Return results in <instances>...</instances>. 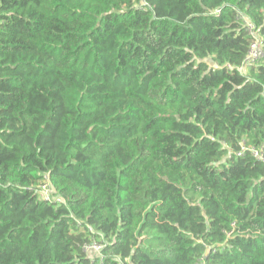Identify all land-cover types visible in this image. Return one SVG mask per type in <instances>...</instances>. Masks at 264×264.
<instances>
[{"label":"trees","instance_id":"1","mask_svg":"<svg viewBox=\"0 0 264 264\" xmlns=\"http://www.w3.org/2000/svg\"><path fill=\"white\" fill-rule=\"evenodd\" d=\"M254 151L264 0H0V264H264Z\"/></svg>","mask_w":264,"mask_h":264},{"label":"built area","instance_id":"2","mask_svg":"<svg viewBox=\"0 0 264 264\" xmlns=\"http://www.w3.org/2000/svg\"><path fill=\"white\" fill-rule=\"evenodd\" d=\"M245 24V28L247 33L253 37V41L250 45V48L246 54V57L243 60L242 66L239 69L241 73H246L247 70L254 65L258 63V61L263 57V49L261 46L260 41L254 36L253 26L246 20H243ZM252 155L257 159L258 161L264 162V155L262 153H259L257 151L252 152ZM38 193L40 197L46 201H52L56 203H61V200L58 198L53 199L52 198V191L48 185H43L42 187L38 188ZM77 228H81L80 223H77ZM87 231L89 233H92V229L90 227H87ZM94 250L96 253L99 254L100 247L97 244H93L92 246L86 248V250Z\"/></svg>","mask_w":264,"mask_h":264},{"label":"rangeland","instance_id":"3","mask_svg":"<svg viewBox=\"0 0 264 264\" xmlns=\"http://www.w3.org/2000/svg\"><path fill=\"white\" fill-rule=\"evenodd\" d=\"M88 252H89V253H88L89 255H94V254L92 253V251H89V250H88Z\"/></svg>","mask_w":264,"mask_h":264}]
</instances>
